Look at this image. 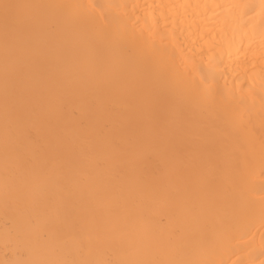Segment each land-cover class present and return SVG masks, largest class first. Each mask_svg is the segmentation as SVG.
<instances>
[{"label":"bare ground","instance_id":"6f19581e","mask_svg":"<svg viewBox=\"0 0 264 264\" xmlns=\"http://www.w3.org/2000/svg\"><path fill=\"white\" fill-rule=\"evenodd\" d=\"M0 264H264V0H0Z\"/></svg>","mask_w":264,"mask_h":264}]
</instances>
